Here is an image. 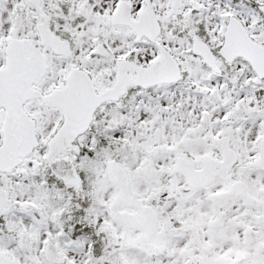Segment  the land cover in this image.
Listing matches in <instances>:
<instances>
[{"label":"snow or ice","instance_id":"snow-or-ice-1","mask_svg":"<svg viewBox=\"0 0 264 264\" xmlns=\"http://www.w3.org/2000/svg\"><path fill=\"white\" fill-rule=\"evenodd\" d=\"M0 264H264V0H0Z\"/></svg>","mask_w":264,"mask_h":264}]
</instances>
